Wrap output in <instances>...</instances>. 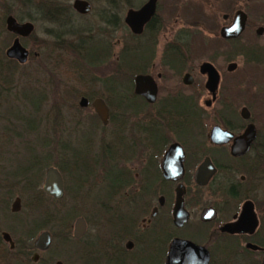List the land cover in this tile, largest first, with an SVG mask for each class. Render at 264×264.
Instances as JSON below:
<instances>
[{
	"label": "flooded vegetation",
	"instance_id": "1",
	"mask_svg": "<svg viewBox=\"0 0 264 264\" xmlns=\"http://www.w3.org/2000/svg\"><path fill=\"white\" fill-rule=\"evenodd\" d=\"M157 6L158 0L154 16L140 34H134L136 37L154 18L157 20ZM246 26L247 23L244 30ZM255 34L254 38L242 43L244 52L239 53L249 70H258V73L253 72L264 79V24L255 29ZM241 36L229 39L220 37L234 44ZM151 39L156 45V37ZM180 39L181 36L173 38ZM171 44L173 42L168 41V46L173 48ZM189 54L178 51L149 52L145 54L146 69L133 75L129 87L123 85L122 68H119L115 71L113 89L105 85L110 97L87 94L79 97L78 106L92 109L97 119L87 129L85 146H89L88 161L78 156L75 143H68L74 168L72 174L76 182L97 184L98 179L92 176L97 173L96 166L100 163L99 175L97 173L100 184L92 189L88 198L98 200L101 197L99 200L105 203L104 210L109 219L100 234L87 235L90 221L82 216L85 231L76 238L73 230L77 217L69 238L79 241L88 236L84 247H90L89 255H94L97 264H166L169 247L175 238L205 247L209 252L207 264H243L242 261L246 264L251 261L263 264L264 129L259 127L250 103L242 104L237 112L232 107L228 101V89H221L224 74L215 60H205L194 67L189 62L186 66L184 55ZM231 57L226 64L228 73L238 68L234 56ZM204 63L216 71L213 88L207 86L209 75L202 70ZM182 66L185 68L180 69ZM163 70L175 74L179 70L176 75L181 85L175 80V90L160 96L162 83L169 80ZM137 76L151 77L156 87L153 100L135 92ZM202 80L206 94L202 101L200 90L199 94L182 91L183 88L193 89ZM252 83L256 85L254 81ZM259 84L260 90H264V83L262 87ZM255 90L259 91L258 88ZM82 97L87 100L85 106L80 105ZM97 98L102 99L108 108L106 123L101 121L92 105ZM207 113L213 115L205 130ZM214 128L219 131L215 132ZM98 130L110 132V137L102 139L103 144L96 153L93 141ZM246 131L251 140L245 148L242 136ZM214 132L216 141L211 139ZM174 142L179 143L183 150V170L176 179L167 177L163 167L165 153ZM179 185L184 189L183 206L187 212V219L182 224L175 222L173 214ZM44 194L47 198L42 201L59 200ZM16 198L19 199V209L12 211L11 203L10 231L15 228L21 231L27 226V221L17 218L26 199L15 196L13 201ZM50 223H57L54 211ZM1 226L0 223V247H26V243L18 242L10 231L3 230ZM45 230L49 231L43 229L35 236L33 246L36 237ZM187 231L193 232L195 237L185 235ZM5 234L8 238H5ZM50 235L52 243L51 232ZM249 244L258 248H250Z\"/></svg>",
	"mask_w": 264,
	"mask_h": 264
},
{
	"label": "rangeland",
	"instance_id": "2",
	"mask_svg": "<svg viewBox=\"0 0 264 264\" xmlns=\"http://www.w3.org/2000/svg\"><path fill=\"white\" fill-rule=\"evenodd\" d=\"M12 1L0 0V19L4 17V24L5 17L8 13L4 15L3 10L10 3L12 5ZM38 1L41 2L42 0ZM87 1L91 5V10L86 14L78 13V23H75L79 25L83 24L85 27L88 26L91 28V31L83 32V35L86 36L87 43L91 42L93 44L94 40L99 37L108 46V51L104 54L105 61H102L93 69L91 68L92 64L88 63L90 58H87L86 63L90 65L88 68L91 70L75 67L76 62L80 63V61L70 52L67 46L68 44H73V48L76 49V46L80 48L79 45H76V37L67 40L64 39L63 41L59 36L57 38L50 36L47 33V28L50 29L52 26L43 19L42 15L39 16L36 14L34 9V12L31 13L39 16V18L36 17V21L29 19L22 20L31 21L34 24V29L31 35L21 39L22 44L29 50L30 54L27 62L24 64L17 62L18 65H25V67L15 70L13 80L20 88L25 87L27 81L35 83V87L37 86L36 89L40 91L42 103L39 102L38 94H35L32 96L33 102L30 103L27 102L25 97H21L22 99L19 98L20 102H3L2 106L0 105V174L6 173L2 176H7L9 172L12 176L20 177L19 173H15V171H20V167L28 164V157L32 152L40 160V155L51 153V162H48L50 159L41 161V166L44 165V167L40 174V179H38L39 186L41 187L44 181L46 168L51 166L48 163H64L67 166V172L64 173L62 171V174L65 193L66 187H68V194L65 197L63 196L62 201H42L40 207L35 210L29 207L26 209L25 202H22V210L17 218L20 219L21 217L27 223L31 221L32 223L33 221L43 222L46 217L43 213L47 212L49 214V212L54 211V213L59 215L63 211L72 210L71 213H74V216L71 221L70 232L75 219L83 216L88 222L90 221L87 235H91L96 233L100 234L104 225L107 224V218L109 219L108 214L104 210L105 203L99 200L101 197L98 200L88 198L92 189L100 184L99 178L97 177V173L99 175V170L101 169L98 167L100 163L96 166L97 173L92 176L98 179L96 180L97 184L86 185L82 181L76 182V178L72 174L74 168H72L73 164L70 154L69 152L66 155L60 154V144L58 143L66 141L68 143H75L74 146H78L76 147L78 148L76 150L78 156L88 161L87 158L89 155L87 149L89 146H85L87 129L91 127V124L97 118L89 107L83 109L78 106L79 97L83 94L92 96L107 95L110 97L103 80L115 72L117 61L122 57L124 48L126 49L136 45L140 47L142 42L144 43L147 38L142 36L141 38L134 39L130 31L122 27L126 11L129 8L141 6L146 0H115L117 2L115 7L108 0ZM72 2L73 0H70L71 6ZM18 5H16L15 10L18 13H22L23 8H17ZM38 8L41 11L40 9L42 8ZM238 9L246 13L247 26L240 40L232 44L220 37L219 30L222 26L231 23L233 15ZM109 13H115L116 25L107 21L105 14L107 15ZM11 14L14 15L13 13ZM224 14L228 15L225 19L223 18ZM156 17L157 24H160L161 29L156 35L157 44L155 45L154 51L157 54L162 51H178L184 54L190 53L188 56L184 55L186 66L189 62L194 67L202 61L215 60L217 67L224 74L221 89H228V101H230L232 107L237 112L242 104L250 103L252 109L255 111L259 127L264 129V90H260L259 86H257L260 83L259 85L262 87L264 79L255 74V72L258 73V70H253L255 72L249 70L238 52V49L242 47V43L246 42L247 39L254 38L256 36L255 29L264 24V0H158ZM110 18H112L111 15ZM177 36H181L182 39L173 40ZM13 38L14 35H11L6 29H1L0 27V43L5 46L3 49L4 54L6 48L12 43ZM70 40L71 42L69 43ZM54 41L58 45L59 43L62 44V47L60 45L57 46ZM168 41L173 42L170 45L173 48L168 46ZM231 56H234V61L237 62L238 68L236 71L228 73L226 71V64L228 60L232 59ZM156 67L162 68L160 65ZM184 68L185 66H182L180 69ZM162 72L169 80L162 83V88L159 93L160 96L175 90L173 85L175 80L178 81L176 74L179 73V70L176 71V74L167 70H163ZM182 73L183 71L179 75ZM196 73L198 74L197 71ZM180 82L179 85H181ZM256 88L259 91L255 90ZM199 90L202 94L200 98L202 101V99L206 98L203 80L202 83L198 81L193 89H182L185 93L193 94H199ZM38 103L39 108L34 109L33 105H38ZM35 112L40 116L41 123L35 133L27 135L24 130L22 131L21 125L22 127L25 125L24 122L26 121H24V118L27 121L28 119L32 120L36 116ZM21 115H24L22 119H18ZM212 115L206 114L204 120L205 130L210 125ZM33 123L35 124V120ZM109 133L98 130L97 136L93 141L96 153L100 151L101 145L103 144L102 139H109ZM172 137L174 136L172 135ZM46 143L49 145H46ZM45 163L47 164L45 165ZM35 168L38 169L39 167L35 166ZM80 179L84 180V177ZM15 187V189L19 188V184L15 185ZM9 189L11 193L21 190L17 189L12 191L11 188ZM4 190L6 189L2 188V191ZM32 194L30 195L32 196ZM15 196L19 195L14 194L7 200V208L0 206V223L3 230L10 231V206ZM30 198L25 193L23 199H26L27 202ZM43 229H48L52 235L56 232L57 237H53L52 243L47 250L42 252L34 250L33 253L36 251L39 258L37 261H31L29 264H55L56 261H61L62 264H97L95 263L94 255H89L90 252L88 251L90 247H84L89 238L88 236L83 237L79 241L72 239L64 240L61 235L63 229L57 223H53L50 225L47 224L46 227L39 229L31 239V243H33L39 231ZM10 232L16 239L19 238L20 231L18 229L15 228V230L13 229ZM185 235L195 237L191 231H187ZM242 262L246 264V262ZM247 264L254 263L251 261V263Z\"/></svg>",
	"mask_w": 264,
	"mask_h": 264
},
{
	"label": "trees",
	"instance_id": "3",
	"mask_svg": "<svg viewBox=\"0 0 264 264\" xmlns=\"http://www.w3.org/2000/svg\"><path fill=\"white\" fill-rule=\"evenodd\" d=\"M108 1L114 7L117 5V2L115 0H108ZM12 2H13L12 5L10 3L7 7L4 8L3 10L4 15L7 13L8 14L13 13L15 15L13 16L18 21H22L24 19L36 21V17L39 18V16L42 15L43 19H45V21L52 26V28L50 29L47 28V33L50 36H53V38L54 37L57 38L59 36L61 37L63 41L64 39L67 40L70 38H75V37L77 38L76 45H79L80 48L77 46H76V49L73 48L72 47L73 44L71 45L68 44L67 46L70 52L74 54L76 58L80 61V63L76 62L75 67L77 68L81 67L82 69L87 70V69H90L88 68L90 67L89 64H92L91 68L93 69L94 67L98 66L102 61H105L104 54L106 51H108L107 44H105L103 40L100 39L99 37H97L94 40V43H93L94 45L91 44V42L87 43L86 36L83 35L84 34L83 32L91 31V28L88 26L85 27V25L83 24H80V25L77 24L78 23L77 19H78L79 14L71 6L70 0H61V2L60 0H42L41 2H39L38 0H13ZM16 5H18L17 8L19 7L23 8V12L25 13L24 14L23 12L18 13V11L15 10ZM38 7L42 8L40 9L41 11L38 10L39 9ZM33 9L35 10L36 14H38L39 16H36L34 15V13H31V12H34ZM110 15L112 18H110ZM105 16L109 23H112V24L116 23L115 13H112V14L109 13L107 15L105 14ZM3 20H4V17L3 18L1 17L0 27L1 29H6L4 28L5 24L3 23ZM122 27L125 30L126 29L129 30V28L127 27L125 23L123 24ZM160 29H161L160 24H157L154 18L152 22L146 26L144 32L137 37L129 30L131 36L134 39L141 38L142 36L146 37L147 39L144 43L142 42V45L140 47L136 45L134 47L132 46V47L123 49L124 53L122 55L121 61L116 64L115 71L118 70L119 68H122L121 77H122V83L124 86L129 87L132 83L133 75L137 72H140L146 69L145 62H146L147 55L149 52H153L155 48V42H153L151 38L156 37ZM70 42L71 40L69 41V43ZM54 43L56 44L55 41ZM1 44L2 43H0V102H1L0 105L2 106L3 102L5 103L14 102V101L20 102L19 98L21 97L23 98L25 97V99H27V102L30 103V102H33L32 96L35 94H38L39 102L42 103V97L40 95V91L36 89L37 86L35 87V83L27 81V83L25 84V87L20 88L18 84L13 80L15 70L18 68H23L25 67V65H18L17 61L15 62V60L7 58L3 52V49L5 46ZM56 45L61 46L62 44L59 43V45L58 44ZM238 52L243 53L244 52L243 47H240L238 49ZM87 58H90L88 61L89 64L86 63ZM115 82H116L115 72L112 73V75L108 76V78L103 80V83L112 89H113ZM11 90H14V91L11 92ZM33 108L34 109L39 108V103L38 105H33ZM23 116L21 115L18 119H22ZM34 120H35V124L33 123ZM24 121H26L24 122L25 125H23V127L21 125V128H22V131L24 130L28 135L31 133H35L37 131L38 126L41 123V118L36 113V116H34L32 120L28 119L27 121L24 118ZM58 144H60L59 145L60 146L59 152H61L60 154L66 155L69 149L68 142L67 141L61 142V143L59 142ZM46 145H49V144L46 143ZM29 152L31 153V151ZM40 156H41V160L36 154H34V152H32L29 155L28 164L20 167L19 168L20 171L19 170L15 171V173H19L20 177L12 176L11 173L9 172L7 176H2V175H5L6 173L2 175L0 174V206L7 208L8 207L7 200H9V198H11L14 194H18L20 197L24 198L25 193H26V195H29L31 198L29 199V201H27L24 204L25 208L27 209V207H29L35 210V209H38V207H40V205L42 204L41 203L42 199H45V197L47 198V196H45L44 192L41 190L39 186V181H38V179H40V176H41L40 174L42 173L43 171L42 169L44 167V165L41 166V161L49 160L51 153H46V155H40ZM48 162H51V159ZM46 164L47 163H45V165ZM48 165H55L56 167H58L60 171H63L64 173L67 172L66 170L67 166L64 163L62 164H56V163L49 164L48 163ZM35 166L39 168L36 169ZM19 182L21 183V185ZM18 184H19V188L17 189L18 190L21 189V190L19 192L16 191L15 193H11L9 188H11L12 191L17 190L15 189L16 188L15 185H18ZM2 188H5L6 190L2 191ZM67 191H68V187H66V193L64 197L68 194ZM30 194H32V196ZM62 199L52 200V201L58 202V201H62ZM71 212L72 210L63 211V213L60 214L58 211L59 215H57V224L59 225L60 228L63 229V231L61 232V235L64 240L70 239L69 236L71 233L70 232L71 221L74 216V213H71ZM43 214L44 216H46L43 222L33 221L32 223L31 221L27 223L26 229L21 228V231L19 230L20 236L19 238H17L18 242L21 241V242L26 243V247H13V248L0 247V264H18V263L19 264H29L31 261H33L31 256H32L33 251L35 250V247L32 245L30 241L39 229L46 227L47 224L49 225L51 224L50 222H51L52 212H49V214H47V212ZM53 237H57L56 232L53 233Z\"/></svg>",
	"mask_w": 264,
	"mask_h": 264
},
{
	"label": "water",
	"instance_id": "4",
	"mask_svg": "<svg viewBox=\"0 0 264 264\" xmlns=\"http://www.w3.org/2000/svg\"><path fill=\"white\" fill-rule=\"evenodd\" d=\"M73 9L80 13L86 14L91 10V5L87 0H73ZM156 12V0H146L139 8H129L124 16V23L133 34H140L143 31L144 25L150 21ZM227 16L224 15V18ZM247 15L238 9L228 25H224L219 30V35L223 38H238L244 31ZM5 28L8 32L14 35L12 43L6 48L5 56L9 59L17 61L19 64L27 62L29 50L22 44L21 39L26 38L33 32L34 24L31 21H18L12 14L5 17ZM203 72H207L209 79L207 86L213 88L216 83V71L208 64L202 65ZM135 92L144 95L148 100L155 98L156 87L151 77L137 76L135 78ZM86 98L80 99V105L85 106ZM95 112L103 123L107 122L108 108L102 99L97 98L92 103ZM215 132L219 130L214 128ZM215 132L211 135L212 141H216ZM253 134V133H252ZM253 136V135H252ZM243 144L250 142L251 136L248 131L242 136ZM182 158L183 150L179 143L174 142L168 147L164 160L163 167L167 177L172 179L178 178L182 174ZM43 191L55 199H61L64 196V179L58 168L54 166L48 167L43 182ZM184 189L181 185L176 188V200L173 208L174 220L177 224H182V221L187 219V212L183 206L182 195ZM19 209V199L16 198L12 203V211ZM85 231V222L82 217H78L74 223L73 235L80 237ZM5 238L8 235L5 234ZM51 244V235L49 231H42L35 239L34 246L39 250H46ZM250 248L257 249L258 247L249 244ZM38 253L33 255V261H37ZM209 260V252L205 247L194 244L189 240L175 238L172 240L166 257V264H207ZM55 264H62L61 261H56ZM264 264V260H263Z\"/></svg>",
	"mask_w": 264,
	"mask_h": 264
}]
</instances>
